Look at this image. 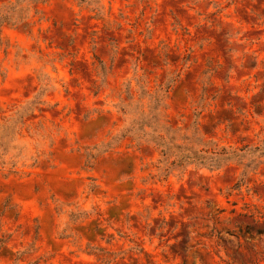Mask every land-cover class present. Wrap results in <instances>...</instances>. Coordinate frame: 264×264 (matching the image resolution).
<instances>
[{"label": "rangeland", "instance_id": "374dc122", "mask_svg": "<svg viewBox=\"0 0 264 264\" xmlns=\"http://www.w3.org/2000/svg\"><path fill=\"white\" fill-rule=\"evenodd\" d=\"M0 11V264H264V157L168 172L124 135L145 114L194 150L262 146L264 0Z\"/></svg>", "mask_w": 264, "mask_h": 264}, {"label": "trees", "instance_id": "16d2710c", "mask_svg": "<svg viewBox=\"0 0 264 264\" xmlns=\"http://www.w3.org/2000/svg\"><path fill=\"white\" fill-rule=\"evenodd\" d=\"M15 13L16 11L8 13H2L0 11V25L15 18ZM19 15L20 13H18V16ZM155 108L157 107H154V109ZM153 118L157 120L158 116H146L144 114L142 118L135 119L127 128L124 135H137L136 137L138 139H147L158 146L162 151L163 161L169 163V166L165 169L168 172L169 169H175L189 164L215 168L232 160L241 161V163L248 160L249 162L246 164L248 168L251 167V164L257 163L264 157V144L255 148H249V146L240 150L222 148L212 152L191 149V147L177 143L175 137L163 135L159 130V123H153L155 122V120H152ZM148 127L151 128V131L148 130ZM249 153L254 154V157H248ZM174 156L176 157L172 159Z\"/></svg>", "mask_w": 264, "mask_h": 264}]
</instances>
